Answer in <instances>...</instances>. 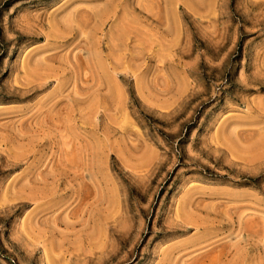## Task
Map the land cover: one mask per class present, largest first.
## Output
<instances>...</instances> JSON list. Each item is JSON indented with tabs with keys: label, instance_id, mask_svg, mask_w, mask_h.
Listing matches in <instances>:
<instances>
[{
	"label": "rangeland",
	"instance_id": "obj_1",
	"mask_svg": "<svg viewBox=\"0 0 264 264\" xmlns=\"http://www.w3.org/2000/svg\"><path fill=\"white\" fill-rule=\"evenodd\" d=\"M0 264H264V0H0Z\"/></svg>",
	"mask_w": 264,
	"mask_h": 264
}]
</instances>
